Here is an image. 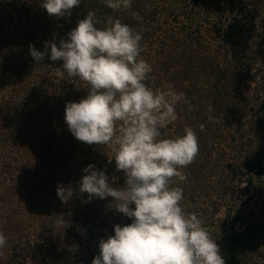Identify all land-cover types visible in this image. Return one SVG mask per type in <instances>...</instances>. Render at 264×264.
<instances>
[{
	"label": "trees",
	"instance_id": "obj_1",
	"mask_svg": "<svg viewBox=\"0 0 264 264\" xmlns=\"http://www.w3.org/2000/svg\"><path fill=\"white\" fill-rule=\"evenodd\" d=\"M41 2L0 0V122L36 135L64 163L59 184L71 186L73 196L62 202L56 187L55 201L69 226L45 247L39 240L27 243L22 223L0 220L7 237L0 264H30L25 251L31 246L35 264H60L61 253L67 264H92L113 226L132 222L109 207L111 197L89 201L79 192L90 164L113 187L125 184L111 150L78 141L65 122L66 103L85 98L89 86L66 74L61 80L56 69L62 61L45 55L37 63L29 51L30 44L44 51L45 41L67 39L89 11L98 28L112 16L142 33L141 56L153 69L146 84L171 86L187 98L176 108L178 119L199 114L217 123L220 136L227 134L225 145L200 144L193 163L181 169L187 181L174 186L183 189L181 206L203 220L226 264H264V0H132L130 9L115 11L101 0H81L64 18L49 16ZM175 122L161 129V138H175ZM20 170L15 149L4 147L0 176Z\"/></svg>",
	"mask_w": 264,
	"mask_h": 264
},
{
	"label": "clouds",
	"instance_id": "obj_2",
	"mask_svg": "<svg viewBox=\"0 0 264 264\" xmlns=\"http://www.w3.org/2000/svg\"><path fill=\"white\" fill-rule=\"evenodd\" d=\"M101 2L114 11L132 5V0ZM80 3L42 0L41 7L49 16L64 18ZM98 23L95 11H89L67 39L45 41L44 51L29 45L37 63L45 55L53 62L62 61L56 69L58 78L63 80L66 74L89 86L85 98L66 103L68 130L88 145H106L116 170L125 176L124 186L115 188L95 165L83 170L79 192L87 193L89 201L111 197L109 207L132 221L115 224L114 235L99 241L92 264H226L203 220L181 206L183 189L174 186L187 181L181 169L197 157L196 132L186 127L182 136L161 138V129L178 119L177 106L188 103L185 94L171 86L153 90L146 84L153 69L141 56V32L112 16L105 17L104 27L98 28ZM56 191L64 203L73 196L71 186L58 184ZM55 224L69 226L63 215ZM6 243L0 231V249Z\"/></svg>",
	"mask_w": 264,
	"mask_h": 264
},
{
	"label": "rangeland",
	"instance_id": "obj_3",
	"mask_svg": "<svg viewBox=\"0 0 264 264\" xmlns=\"http://www.w3.org/2000/svg\"><path fill=\"white\" fill-rule=\"evenodd\" d=\"M186 127L196 132L198 145H204L205 141L217 145L227 143V134L220 136L217 123L202 115L179 118L174 124L175 137L182 136ZM34 136L21 129L9 131L0 122V154L4 147H12L21 159L20 172L0 176V220L22 223L27 243L30 238L34 243L37 240L43 241L45 247H48L56 233L61 231L55 221L59 215L65 216L55 201V190L66 167L54 151H48ZM44 220L47 222L45 226L42 224ZM32 247H27L25 257L30 264H35L39 260ZM61 254L60 264H67V258H64L66 254Z\"/></svg>",
	"mask_w": 264,
	"mask_h": 264
}]
</instances>
